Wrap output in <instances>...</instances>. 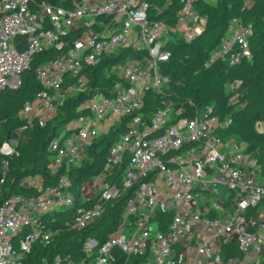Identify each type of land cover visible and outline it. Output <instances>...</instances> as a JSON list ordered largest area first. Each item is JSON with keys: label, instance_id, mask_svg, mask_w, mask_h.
<instances>
[{"label": "built area", "instance_id": "2783aa9c", "mask_svg": "<svg viewBox=\"0 0 264 264\" xmlns=\"http://www.w3.org/2000/svg\"><path fill=\"white\" fill-rule=\"evenodd\" d=\"M176 1L180 11L171 27L153 17L147 0H0V93L18 88L38 55L68 49L36 68L42 90L23 106L22 130L46 128L68 98L89 96L79 108L85 113L48 145L50 174L64 171L57 186L31 177L23 185L35 191L32 196H13L0 207V264H29L37 244L49 246L62 231L51 227V217L73 208L65 229L88 230L125 196L120 222L106 241L86 238L79 261L58 254L40 264H127L132 257L140 264H264V178L248 143L218 134L229 122L213 104L185 118L166 91L171 33L191 43L206 22L194 7L199 0ZM72 30L81 37L69 48L64 36ZM251 35V26L233 19L205 66L250 59ZM105 61H115L104 71L115 77L113 85L90 86L84 70ZM67 76L73 85H65ZM238 86L227 84L231 103ZM149 97L161 100L147 119ZM124 119H130L127 132L113 142L105 168L72 193L70 172L80 170L89 149ZM7 142L1 152L10 156L14 148ZM160 214L168 217L161 221L165 230Z\"/></svg>", "mask_w": 264, "mask_h": 264}, {"label": "trees", "instance_id": "16d2710c", "mask_svg": "<svg viewBox=\"0 0 264 264\" xmlns=\"http://www.w3.org/2000/svg\"><path fill=\"white\" fill-rule=\"evenodd\" d=\"M147 2L154 18L171 27L176 24L180 11L178 1L174 0L169 4L167 0ZM194 7L200 16L206 18L204 31L191 43H187L181 34L171 33L175 41H171L167 49L172 58L163 68V74L170 79L166 91L178 107L184 108L182 117L185 118H191L197 110L213 104L216 108L215 114L223 121L229 122L218 134L223 138L236 137L248 143L264 178V130L260 132L256 126L257 123L264 124V0H217L215 5L207 0H199ZM160 10L161 13L158 14ZM236 18L252 27L251 58L244 59L240 65L234 67L222 62H215L206 67L210 54L220 44L228 24ZM80 37V32L73 34L72 30L64 36V40L69 42L70 48L73 46V40ZM67 50L54 49L38 55L32 67L20 75V86L16 89L7 87L0 93V207L13 196L27 198L35 193L23 185L25 180L37 176L45 187H54L64 174V171L56 176L50 174L53 157L47 148L61 128L85 113L79 111V108L89 97L88 94L80 93L68 98L60 107L58 116L44 129L29 126L28 129L22 130L27 121L21 112L24 104L34 100L42 90L37 80L36 68L59 58ZM114 63L115 61H105L94 68L85 69V74L91 80L90 86L111 87L115 77L107 78L104 71L108 64ZM74 82L73 77L67 76L65 85H73ZM229 83L240 86L236 92L238 98L234 103L230 102L231 94L227 92ZM160 100L159 97L147 99L148 105L144 109L147 119L155 111ZM129 121L130 119H124L110 136L99 139L89 149L83 167L70 172L74 184L72 193H76L83 182L90 180L105 168L110 147L118 135L127 132ZM9 137L15 139V146L13 154L6 156L1 150ZM124 168L125 166L121 170ZM127 198L128 196L121 198L115 206L110 204L103 219L88 230L65 229L66 224L73 221V208L51 217V227L62 228V231L49 246L37 244L27 260L28 263L40 264L42 258L58 254L71 255L77 261L81 260L82 246L86 238H94L102 244L117 228ZM167 218L165 215H158L162 230L165 228L161 221L164 222ZM21 237L22 235L18 239ZM141 260L132 257L127 264H140Z\"/></svg>", "mask_w": 264, "mask_h": 264}, {"label": "rangeland", "instance_id": "374dc122", "mask_svg": "<svg viewBox=\"0 0 264 264\" xmlns=\"http://www.w3.org/2000/svg\"><path fill=\"white\" fill-rule=\"evenodd\" d=\"M208 1H209V2H213V0H208ZM239 88H240V86H238L237 89H236L235 91H238ZM258 130H259L260 132H262V131L264 130V128H263L262 126L259 125V126H258ZM7 141H8V142H7V145L10 146V148H11V147L14 148V146H15V139L9 137ZM6 152H8V151H6ZM263 255H264V250H263Z\"/></svg>", "mask_w": 264, "mask_h": 264}, {"label": "water", "instance_id": "95a60500", "mask_svg": "<svg viewBox=\"0 0 264 264\" xmlns=\"http://www.w3.org/2000/svg\"><path fill=\"white\" fill-rule=\"evenodd\" d=\"M10 88H12V87H10ZM12 89H14V88H12ZM52 140V139H51ZM50 143V142H49Z\"/></svg>", "mask_w": 264, "mask_h": 264}]
</instances>
